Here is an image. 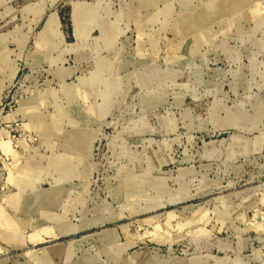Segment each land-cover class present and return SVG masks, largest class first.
<instances>
[{
  "label": "rangeland",
  "instance_id": "374dc122",
  "mask_svg": "<svg viewBox=\"0 0 264 264\" xmlns=\"http://www.w3.org/2000/svg\"><path fill=\"white\" fill-rule=\"evenodd\" d=\"M0 264H264V0H0Z\"/></svg>",
  "mask_w": 264,
  "mask_h": 264
}]
</instances>
